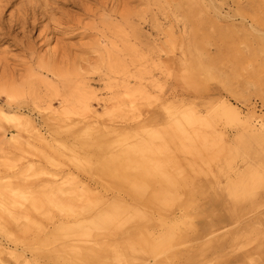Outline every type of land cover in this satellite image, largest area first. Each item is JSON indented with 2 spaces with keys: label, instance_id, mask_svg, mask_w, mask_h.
<instances>
[{
  "label": "rangeland",
  "instance_id": "rangeland-1",
  "mask_svg": "<svg viewBox=\"0 0 264 264\" xmlns=\"http://www.w3.org/2000/svg\"><path fill=\"white\" fill-rule=\"evenodd\" d=\"M177 2L0 0V62L16 70L17 84L29 75L40 94L58 83L31 64L63 49L76 60L95 58L91 46L104 44L102 36L120 48L128 46L123 33L136 31V49L161 47L163 58L144 70L145 109H106L123 90L91 78L77 84L90 109H59L57 100L49 109H2L0 149L28 123L44 141L12 159H33L30 186L17 194L0 188V264H264V10L255 0ZM189 36L195 54L208 48V60L185 52ZM123 152L113 165L110 157ZM100 174L111 176L106 186ZM50 176L89 189L42 193ZM159 187L171 188L169 202H153ZM101 196L129 206L108 207ZM72 239L83 242L71 248Z\"/></svg>",
  "mask_w": 264,
  "mask_h": 264
},
{
  "label": "bare ground",
  "instance_id": "bare-ground-1",
  "mask_svg": "<svg viewBox=\"0 0 264 264\" xmlns=\"http://www.w3.org/2000/svg\"><path fill=\"white\" fill-rule=\"evenodd\" d=\"M166 1V0H164ZM174 1V0H172ZM180 1V0H175ZM194 0H181L177 2L178 5H182V2L191 3ZM257 4L255 6L264 10V0H255ZM197 2V1H196ZM137 14H128L129 17L125 16L123 21H128L132 16ZM244 17H249L251 19V24L255 26L262 25L263 21L258 18V16L242 15ZM208 21H205V24ZM204 24V25H205ZM33 25V24H32ZM75 26V25H74ZM35 26H31L33 29ZM210 23L208 24L207 30H209ZM68 27H65V30ZM182 33H186L184 30H181ZM124 42H127L128 46H122L117 48L116 37H107L102 36L101 42L104 44L96 43L94 47L97 52L95 58L81 59L76 60L72 58L66 50L51 51L46 61L39 62L36 66L29 67L28 69L32 72L34 70H40L49 75L51 78L56 79L58 86H56L49 93L40 94L39 92L33 91L28 84L30 76H26V81L16 83L17 80L16 70L10 68L9 66L0 62V115L3 119H7L6 114H3L2 109H49L52 106L53 101H58L59 109H90L89 102L86 96H81L80 91H77L78 80L84 78H91L92 80L104 81L107 85V88L114 91L116 89H122L121 92L113 93L111 92V102L106 107V109H145V103L143 102V96L147 92V89L143 82H141L144 74V70L150 69L147 64H150L155 69L158 68L159 63L163 59L161 57V47H156V49L147 50L146 53H141L136 49L134 44L137 46L140 45L141 39L140 34L136 31L123 33L122 39ZM189 43L185 49V52H188L192 59L204 57L208 60L209 54L207 49L201 50L199 54H195V41L192 36H189ZM153 46L157 42L152 41ZM207 44V42H206ZM171 53L174 54V46H172ZM79 61V62H78ZM80 62L82 64H80ZM192 62H195L192 60ZM116 64H122L123 67L118 70ZM203 67L199 69L202 71ZM197 74V73H196ZM130 78L138 80L136 84H130ZM114 88V89H113ZM123 95V97H122ZM139 104H135V102ZM140 101V102H139ZM131 105L135 108H132ZM80 106V107H79ZM158 106V105H157ZM160 108V107H159ZM226 114L234 119L239 120V112L231 107L226 105L224 108ZM9 119L14 120L15 117L10 116ZM22 131L23 135H10L7 140L4 142L5 147L0 149V188L5 187L10 193L17 194V192L23 187L27 188L30 186L34 171L36 169V164L31 157L26 158V155H32L34 150L33 141L40 140L44 141V137L39 133L34 125L28 123L23 128H19ZM83 145V143H81ZM79 145V149L82 147ZM24 148V152L28 153L25 155L18 154V159L12 160L17 156L19 149ZM27 148V149H26ZM82 149H84L82 147ZM127 154L123 152L122 154L116 155V157H110L112 164L114 165L115 160L120 158H126ZM20 159L23 161L20 167H16V162ZM102 172L105 173L111 168H108L104 163L101 165ZM117 172V171H116ZM102 175V176H101ZM99 179V182L103 183V186H106L105 181L110 175L100 174L96 176ZM114 184L118 183L113 181ZM123 185V183H122ZM108 186V185H107ZM118 186V184H117ZM88 186L80 184L76 181L75 177L65 178L63 180H56L54 176H50L44 183L41 184L39 190L42 193H52L57 191L62 198H66L70 194L74 196L82 195ZM89 189V188H88ZM171 188L162 189L159 187L157 192H154L152 195L153 202H158L159 204H164L170 201ZM103 198L106 206L115 208L118 205H127L129 206L128 201H122L121 199H108L105 196ZM118 197V196H117ZM70 201V199L68 200ZM134 208V205H131ZM141 213V211H139ZM141 216L142 213H141ZM8 219L13 218L12 213L9 212L6 216ZM5 219L1 217V219ZM61 220L59 223L61 226L69 225V219ZM78 239H72L69 242L71 248H76L79 243H82ZM212 241H204V245L209 247ZM76 245V246H74ZM76 250V249H75Z\"/></svg>",
  "mask_w": 264,
  "mask_h": 264
}]
</instances>
